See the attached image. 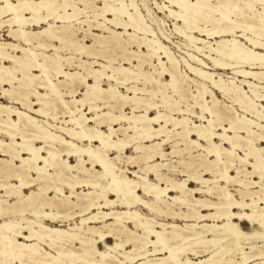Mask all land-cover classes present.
<instances>
[{
	"label": "bare ground",
	"instance_id": "obj_1",
	"mask_svg": "<svg viewBox=\"0 0 264 264\" xmlns=\"http://www.w3.org/2000/svg\"><path fill=\"white\" fill-rule=\"evenodd\" d=\"M133 1L0 0V29L26 45L0 41V98L11 104L0 102V264L264 261V7L168 0L177 9L169 15L181 22L173 23L176 33L195 52L181 61ZM87 9L93 19L80 20ZM39 24L47 26L32 28ZM216 93L230 104L220 105ZM58 114L64 119L56 122ZM174 153L185 176L179 181L165 162ZM241 222L261 230L244 231Z\"/></svg>",
	"mask_w": 264,
	"mask_h": 264
},
{
	"label": "rangeland",
	"instance_id": "obj_2",
	"mask_svg": "<svg viewBox=\"0 0 264 264\" xmlns=\"http://www.w3.org/2000/svg\"><path fill=\"white\" fill-rule=\"evenodd\" d=\"M125 3H128L129 2V0H123ZM192 1H194V0H192ZM213 1V0H212ZM135 4H136V6L139 8V10H140V12H141V14H142V16H143V19H144V21L156 32V34H157V37L159 38V40L163 43V44H165L167 47H169V50L174 54V56H175V58L177 59V60H181L182 61V59L183 58H185V59H187V55H186V53L188 52H190V53H195L192 49H193V47L191 46V44H189V41L186 39V38H184L183 36H180L179 34H177L176 33V31H175V29H174V24L176 23V25H178V26H180L181 25V22H178V21H175L174 19H173V17L172 16H170L169 15V12H168V8H172V9H175V10H177L174 6H172V5H170V3L168 2V0H134L133 1ZM100 3L101 2H97V5L98 6H100ZM157 5V6H156ZM160 5V6H159ZM78 7H80V8H82L81 7V5H77ZM166 6H167V8H166ZM159 8H161V9H159ZM146 9V10H145ZM70 12H71V10H69ZM85 13V14H84ZM79 16H80V20H83V19H85V18H87V19H89V20H92L93 19V13L89 10V9H87V10H85L84 12H82L81 14H79ZM6 17L4 16L3 17V19H5ZM100 19V18H99ZM50 22H52V20H49ZM100 21H101V19H100ZM74 25V27L76 28V27H78V24H75V22H72ZM174 23V24H173ZM61 23L60 22H57V23H55V26H57V25H60ZM173 25V26H172ZM44 26H47L46 24H39V25H37V26H33L32 28L34 29V30H38V29H42ZM80 26H82V25H80ZM40 27V28H39ZM82 27H84V28H86V26H82ZM112 28V27H111ZM117 31H120V32H122V30H120V29H118ZM160 31V32H159ZM7 32H8V28H7V26H3L1 29H0V41H4V42H12V43H14V42H18V41H16V40H14L13 38H11L10 36H7ZM94 33H97V34H102V32H100V31H96V30H94L93 31ZM164 34V35H166L169 39L166 41V40H164L161 36V34L162 33ZM107 34V32L106 33H103V35H106ZM169 34V35H168ZM194 35H197L198 33L197 32H195L194 31V33H193ZM76 36L77 37H81L82 36V32H81V30H77L76 31ZM121 37H122V39H125V34L124 33H122V35H121ZM86 40V41H85ZM84 40V42L86 43V44H91L92 43V41H91V39H85ZM210 41V44H211V46L213 47V46H215V43H214V40H209ZM212 42V43H211ZM21 46H26V45H24V44H22V43H20V42H18ZM53 43L55 44V45H59V43L58 42H56V41H53ZM184 43V44H183ZM202 43L201 42H198V46L200 47V46H202L201 45ZM213 44V45H212ZM133 50H136V48H135V46H133V47H131ZM17 52V51H16ZM20 52H17V54H19ZM46 53L47 54H51L52 53V51L50 50V51H46ZM60 54H62L63 56H64V54H66V55H69V53H68V51H60ZM73 56H75L74 54H73ZM74 60V59H73ZM117 60H119V59H117ZM5 64L6 65H9V63L7 62H5ZM125 66H128V65H126L125 64ZM69 67H66V69H68ZM73 68V67H72ZM144 68L147 70L148 69V67L147 66H144ZM181 70H182V74H184V73H186L187 75H189V73H188V71L187 70H185L184 69V67H183V65L181 64ZM214 71H218V70H214ZM219 72V71H218ZM229 72H230V70H226L225 71V74L228 76V74H229ZM37 73V72H36ZM225 76V75H224ZM229 76H230V74H229ZM166 80H168V77H166ZM188 82V84H189V87H190V89H193L194 88V85H193V83H191L190 81H187ZM185 85H186V83H185ZM137 86L138 87H143V86H145V87H149V85H143V84H141V83H138L137 84ZM2 87H4V88H6L7 87V85H6V83L4 84L3 83V85H2ZM103 87H106V84H103ZM63 87H60V91L63 93V92H65V90H66V88H63ZM120 90L121 91H123V92H125V90L123 89V88H120ZM38 91L39 92H42V91H44V90H42V89H38ZM79 92L75 95L76 97H79ZM67 95V96H66ZM69 94H64V96H63V99L64 100H69L71 97H70V95L68 96ZM216 95H217V98H218V100H219V102H220V105H223V104H230L229 102H227V100L226 99H224L223 97H221L220 96V94L219 93H216ZM175 98H176V96H175ZM178 100V99H177ZM0 102H2V103H4V104H10V103H8L9 102V100H7V98H4V97H2V98H0ZM11 105V104H10ZM13 105L14 106H16V107H18L16 104H14L13 103ZM37 106V105H36ZM35 105H32V107H36ZM61 112V109H59V111H58V113H60ZM124 112H126V113H129L130 112V109L127 107V106H125L124 107ZM152 113H153V111H152ZM91 114H88V116H90ZM175 116H177V115H175ZM39 120H45V118L44 117H37ZM64 119V117H63V115L62 114H58V119H57V121L56 122H59V121H62ZM195 121H197L196 119H194ZM193 120V121H194ZM198 123V122H197ZM58 124V123H57ZM29 133V132H28ZM4 139H6L5 137H4ZM159 139V138H158ZM157 141H159V140H157ZM34 144H36V145H39V142L38 141H35V143ZM260 144V143H259ZM171 143H165V145L163 146L164 147V152L165 153H168L170 150H171ZM260 145H264V144H260ZM125 153H127L128 155H133L134 153L132 152V150L131 149H125ZM239 152V154H241V152L240 151H238ZM197 153V149L196 150H192V155H195ZM114 154L115 153H111L110 154V157H113L114 156ZM178 153H174V154H169V155H171V156H167V158H166V160H165V162H169L168 163V166L172 169V168H174V171H176V172H170L169 173V176L172 178V179H174L175 181H179V180H182L185 176H182L180 173H179V170H181V169H183V167L182 166H180V164H178V161H179V158L181 157V155L180 154H178ZM187 157V154H185L184 155V157ZM4 157V155L3 154H0V158H3ZM70 161H71V163H75L74 162V159L73 158H70L69 159ZM164 162V161H163ZM130 167V169H132V167L131 166H129ZM96 169H98V167L96 168ZM134 169H136V168H134ZM165 171V170H164ZM174 174V175H173ZM232 174L234 175V172H232ZM129 176L130 177H132L130 174H129ZM203 176L204 177H206V178H210V174H208V173H203ZM150 177V179L152 180L153 179V177L152 176H149ZM12 183H14V184H16V182H14V181H12ZM189 186H193V187H196V186H200V184H195V183H192V182H190L189 183ZM208 186H211V184H209ZM35 187H33V188H31V189H34ZM85 188V187H84ZM84 188H82V189H84ZM204 188H206V187H204ZM227 188H228V190H230V192L232 193V194H234V196L236 197V198H239V195H238V191H236V189L237 188H239L238 186H236L234 183H228L227 184ZM24 191H25V193H28V190H25L24 189ZM84 191H86L85 189H84ZM52 195V194H51ZM171 195H175V193H171ZM196 196L198 197V198H205V197H208L209 198V195H206L205 193H200V194H196ZM168 201H170V200H168ZM172 208L175 210V211H177L178 209H176V208H178L176 205H174V206H172ZM138 209V211L141 213V214H143L144 216H147V217H152L153 215L151 214V213H149L146 209H144V208H141V207H138L137 208ZM180 210H184V208L183 209H180ZM236 211V210H235ZM205 211H203V213H204ZM26 217H29V218H31L30 216H26ZM157 219L158 220H162L163 222H171V221H173V222H175V223H177V224H182V223H184V221H182V220H175V219H167V218H164V217H157ZM1 221V220H0ZM76 222H78V218H76V219H74L73 221L72 220H70V221H68V222H66V223H64L63 225H61V228H66L67 227V224H71L72 225V223H76ZM48 223H49V221H48ZM241 224V228L244 230V231H251L252 229H255V230H261V228L260 227H258L257 225H254L253 227H251L248 223H246V222H241L240 223ZM96 225H100V224H96ZM55 226H58L57 224H55ZM129 226H131L130 224H129ZM106 243H109V244H112L113 243V240L112 239H106V241H105ZM46 248V247H45ZM99 248L100 249H104L103 248V246H102V244H99ZM248 250V249H247ZM51 253H54L53 251H51ZM260 261V259H255L254 260V262L256 263V262H259ZM253 262V263H254ZM251 264V263H250Z\"/></svg>",
	"mask_w": 264,
	"mask_h": 264
},
{
	"label": "snow or ice",
	"instance_id": "obj_3",
	"mask_svg": "<svg viewBox=\"0 0 264 264\" xmlns=\"http://www.w3.org/2000/svg\"><path fill=\"white\" fill-rule=\"evenodd\" d=\"M260 4H261V7H264V0H260ZM5 7L19 9L20 5H17L14 3H8L5 5ZM24 7L27 8L28 5H24ZM262 144H264V138H262ZM260 157H261V161H262V168H261V172H260V177H261V183L264 184V147L261 148ZM253 175H255V173H253ZM17 235H19V233H17ZM21 264H24L23 260L21 261ZM260 264H264V261H261Z\"/></svg>",
	"mask_w": 264,
	"mask_h": 264
}]
</instances>
